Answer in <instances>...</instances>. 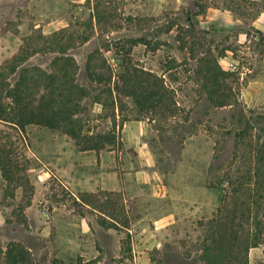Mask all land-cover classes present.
<instances>
[{"label": "rangeland", "instance_id": "1", "mask_svg": "<svg viewBox=\"0 0 264 264\" xmlns=\"http://www.w3.org/2000/svg\"><path fill=\"white\" fill-rule=\"evenodd\" d=\"M123 61L163 80L173 104L144 112L112 94ZM40 71L57 75V96L63 80L81 86V116L103 131L116 121L120 145L81 152L62 131L0 121L14 175L0 169V264L11 243L34 264H202L224 171L242 175L264 142V0H0V103L21 77L47 94Z\"/></svg>", "mask_w": 264, "mask_h": 264}, {"label": "trees", "instance_id": "2", "mask_svg": "<svg viewBox=\"0 0 264 264\" xmlns=\"http://www.w3.org/2000/svg\"><path fill=\"white\" fill-rule=\"evenodd\" d=\"M192 26L191 21L189 20ZM65 75L76 73L78 66L72 59L65 60ZM117 75L114 91L119 95L135 100L140 111H159L168 107L172 100L163 80L150 71L138 69L123 61ZM46 82L47 94L34 99L27 89L25 78H22L8 91L9 103H0V121L25 131L28 126L36 125L54 131H62L70 137L81 152L108 150L120 145V129L114 119L112 127L103 131L94 127L92 119L81 116V101L74 102L70 97L86 96L85 90L73 80L68 84V94L56 95L54 87L57 75L54 71H40ZM91 72V71H90ZM97 74V73H96ZM211 85L220 89V82L227 75L215 62L209 68ZM94 81L103 84L99 74ZM73 94V95H72ZM218 98V97H217ZM211 100H215L211 97ZM218 106H227L226 98H218ZM173 104V100H172ZM102 114V113H101ZM175 114V113H173ZM120 128V127H119ZM264 132V129H262ZM249 165L242 175L231 173L227 166L222 177L226 186L223 201L218 209L217 218L210 237L204 241L202 264H250V251L263 247L264 251V142L250 146ZM252 152L254 155H252ZM10 163L0 155V169L10 182L14 175ZM31 201L28 202V205ZM4 264H34L32 254L25 246L11 243L6 249Z\"/></svg>", "mask_w": 264, "mask_h": 264}, {"label": "built area", "instance_id": "3", "mask_svg": "<svg viewBox=\"0 0 264 264\" xmlns=\"http://www.w3.org/2000/svg\"><path fill=\"white\" fill-rule=\"evenodd\" d=\"M229 69H230L231 71H235V70H236V65H235L234 63H230V64H229Z\"/></svg>", "mask_w": 264, "mask_h": 264}, {"label": "crops", "instance_id": "4", "mask_svg": "<svg viewBox=\"0 0 264 264\" xmlns=\"http://www.w3.org/2000/svg\"><path fill=\"white\" fill-rule=\"evenodd\" d=\"M255 250H258V249H255ZM263 254V253H262Z\"/></svg>", "mask_w": 264, "mask_h": 264}]
</instances>
